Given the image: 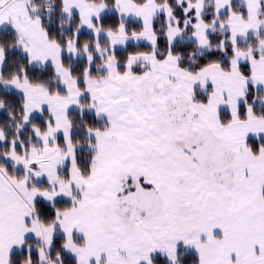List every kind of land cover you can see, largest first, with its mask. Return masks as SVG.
<instances>
[{"label":"snow or ice","instance_id":"1","mask_svg":"<svg viewBox=\"0 0 264 264\" xmlns=\"http://www.w3.org/2000/svg\"><path fill=\"white\" fill-rule=\"evenodd\" d=\"M0 115V264H264V0H0Z\"/></svg>","mask_w":264,"mask_h":264},{"label":"trees","instance_id":"2","mask_svg":"<svg viewBox=\"0 0 264 264\" xmlns=\"http://www.w3.org/2000/svg\"><path fill=\"white\" fill-rule=\"evenodd\" d=\"M132 27H136V25H132ZM161 43H163V41H161ZM129 51L133 50L132 47H129L128 49ZM119 55L123 56L125 55V53L123 51L119 52ZM5 119V116L0 115V122H2Z\"/></svg>","mask_w":264,"mask_h":264}]
</instances>
